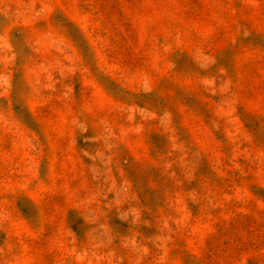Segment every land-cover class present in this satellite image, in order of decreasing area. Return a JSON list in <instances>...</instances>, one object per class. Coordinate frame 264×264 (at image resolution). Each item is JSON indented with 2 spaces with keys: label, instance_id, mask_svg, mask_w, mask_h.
I'll use <instances>...</instances> for the list:
<instances>
[{
  "label": "rangeland",
  "instance_id": "374dc122",
  "mask_svg": "<svg viewBox=\"0 0 264 264\" xmlns=\"http://www.w3.org/2000/svg\"><path fill=\"white\" fill-rule=\"evenodd\" d=\"M0 264H264V0H0Z\"/></svg>",
  "mask_w": 264,
  "mask_h": 264
}]
</instances>
